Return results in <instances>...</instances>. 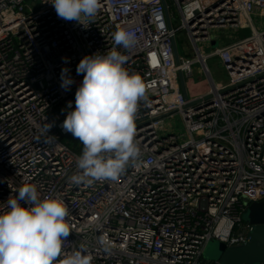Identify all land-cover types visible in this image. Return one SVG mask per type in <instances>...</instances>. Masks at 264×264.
Returning a JSON list of instances; mask_svg holds the SVG:
<instances>
[{"label": "built area", "instance_id": "built-area-1", "mask_svg": "<svg viewBox=\"0 0 264 264\" xmlns=\"http://www.w3.org/2000/svg\"><path fill=\"white\" fill-rule=\"evenodd\" d=\"M172 5L179 26L171 11L169 26L163 0H100L85 28L59 18L50 0H0V211L24 184L36 185L42 198H61L72 230L65 255L84 244L92 264H222L204 259L210 240L231 246L248 239L252 224L243 213L264 199V27L255 22L264 18V0ZM183 28L196 57L180 56L178 64L174 40ZM246 28L249 35L232 40L215 33ZM118 29L136 34L133 48L114 44ZM218 40L224 43L209 53L198 45ZM113 48L146 86L136 119L143 164L117 182L74 185L69 177L81 153L63 142L69 132L62 124L83 80L76 68L84 56ZM210 57L224 63L227 81L213 79ZM197 61L211 83V102L196 105L185 98L179 71L190 77ZM65 67L75 81L67 91ZM177 115L185 130L168 122ZM45 123L57 138L47 143ZM101 235L110 242L107 252L97 244Z\"/></svg>", "mask_w": 264, "mask_h": 264}, {"label": "clouds", "instance_id": "clouds-1", "mask_svg": "<svg viewBox=\"0 0 264 264\" xmlns=\"http://www.w3.org/2000/svg\"><path fill=\"white\" fill-rule=\"evenodd\" d=\"M59 18L76 21L87 28L100 8V0H50ZM136 34L118 29L114 44L130 50ZM127 57L116 48L106 54L84 56L77 65L83 80L75 92V107L62 124L82 145L76 158L77 171L69 177L74 185L117 182L130 166L143 164V153L136 140L139 102L146 100L142 78L125 67ZM70 69L61 70V88L69 90L74 79ZM51 123L41 130L44 142L50 136ZM17 195L10 196L0 211V264H92L93 255L84 244L70 254L63 246L72 233L69 209L58 196L41 197L37 186L24 184ZM23 202V203H22ZM97 244L110 250L108 238L101 235Z\"/></svg>", "mask_w": 264, "mask_h": 264}, {"label": "rangeland", "instance_id": "rangeland-1", "mask_svg": "<svg viewBox=\"0 0 264 264\" xmlns=\"http://www.w3.org/2000/svg\"><path fill=\"white\" fill-rule=\"evenodd\" d=\"M168 3L171 5L170 11L174 18V21H173L174 25L179 26L182 21L180 12L176 7H174V5H172V0H168ZM255 22L259 28L264 27V18H255ZM215 33L222 37L229 38V40H232L237 37L247 36L251 33V31L249 28L239 29V30L217 29L215 30ZM177 43H178L180 53L185 54V52H188L187 55H189V58L196 57L195 46L193 45L186 29L183 28L179 31V34L177 36ZM223 43L224 42L221 40H218V42L215 44L214 43L212 44V42L207 43V42L202 41V42H199L198 45L200 47V50L203 53H209L214 47L222 45ZM207 63H208L210 73L216 82H225L228 80V71L226 70L224 63L218 57H210L207 60ZM201 65L202 63L198 61L193 63V74L189 77L185 73L184 77L186 81L187 79L190 80L188 82V85L192 83L193 86L204 87L207 90L210 87L211 83L208 79L206 72L203 69H201ZM168 122L171 124V127L174 129V131H178L180 129L185 130L184 124H183V121L180 115H177L176 117L170 119ZM62 140L70 148H72L76 152L81 153L82 145L75 137L72 136L71 133L64 135ZM218 242L219 241L217 239H213L207 243L205 250H204L205 260L207 261L218 260L217 253H216V244Z\"/></svg>", "mask_w": 264, "mask_h": 264}, {"label": "water", "instance_id": "water-1", "mask_svg": "<svg viewBox=\"0 0 264 264\" xmlns=\"http://www.w3.org/2000/svg\"><path fill=\"white\" fill-rule=\"evenodd\" d=\"M165 5V13L167 22L172 27L170 11L166 0H163ZM174 52L176 62L180 63V55L176 41L174 40ZM179 79L182 92L189 104H200L202 101L211 102V95L208 91L196 97H190L186 85L184 72L179 71ZM243 219L252 224L246 243L242 245H227L223 242L216 244V253L218 260L222 264H264V199L248 204L243 213Z\"/></svg>", "mask_w": 264, "mask_h": 264}, {"label": "crops", "instance_id": "crops-1", "mask_svg": "<svg viewBox=\"0 0 264 264\" xmlns=\"http://www.w3.org/2000/svg\"><path fill=\"white\" fill-rule=\"evenodd\" d=\"M177 46H178V43H177ZM178 50H179V47H178ZM188 54V52H185V54H182V53H180V50H179V55L180 56H184V57H189V55H187ZM191 79V78H190ZM190 80H188L187 79V81H186V85H187V88H188V93H190L189 95L190 96H192V97H196V96H198V95H201V94H204V93H206L209 89H210V87L206 90L204 87H197V86H193V84L192 83H190L189 85H188V82H189Z\"/></svg>", "mask_w": 264, "mask_h": 264}]
</instances>
